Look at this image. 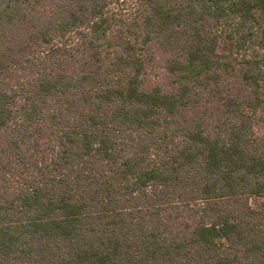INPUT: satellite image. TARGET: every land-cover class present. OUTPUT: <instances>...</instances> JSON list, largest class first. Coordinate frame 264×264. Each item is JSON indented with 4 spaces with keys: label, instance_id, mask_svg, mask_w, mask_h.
<instances>
[{
    "label": "trees",
    "instance_id": "trees-1",
    "mask_svg": "<svg viewBox=\"0 0 264 264\" xmlns=\"http://www.w3.org/2000/svg\"><path fill=\"white\" fill-rule=\"evenodd\" d=\"M0 264H264V0H0Z\"/></svg>",
    "mask_w": 264,
    "mask_h": 264
}]
</instances>
